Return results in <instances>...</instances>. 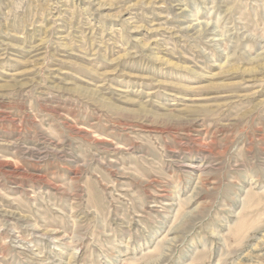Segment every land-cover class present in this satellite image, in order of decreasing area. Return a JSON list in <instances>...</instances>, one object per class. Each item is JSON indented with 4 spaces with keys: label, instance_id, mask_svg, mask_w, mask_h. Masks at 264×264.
<instances>
[{
    "label": "rangeland",
    "instance_id": "rangeland-1",
    "mask_svg": "<svg viewBox=\"0 0 264 264\" xmlns=\"http://www.w3.org/2000/svg\"><path fill=\"white\" fill-rule=\"evenodd\" d=\"M0 264H264V0H0Z\"/></svg>",
    "mask_w": 264,
    "mask_h": 264
}]
</instances>
